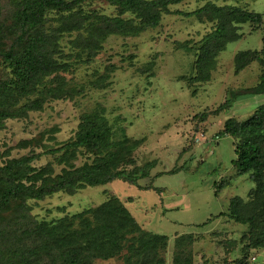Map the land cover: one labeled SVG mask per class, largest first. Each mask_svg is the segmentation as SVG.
Segmentation results:
<instances>
[{
	"label": "rangeland",
	"instance_id": "rangeland-1",
	"mask_svg": "<svg viewBox=\"0 0 264 264\" xmlns=\"http://www.w3.org/2000/svg\"><path fill=\"white\" fill-rule=\"evenodd\" d=\"M209 1L254 10L264 19V0H184L170 6L156 27L136 36H109L91 59L73 43L81 33L88 36V30L65 32L59 38L56 58L66 67L42 77L32 95L14 94L7 101L10 95H2L3 90L14 85L17 78L12 62L0 56V109L21 113L0 118V165L41 153L33 164L40 167L52 163L59 173L63 165L46 151L72 138L82 116L99 107L105 108L104 115L118 137L125 131L132 139H142L133 152L137 165L156 161L150 176L140 179L139 185L152 184L160 191L122 179L86 186L73 194L61 190L24 201L31 221H57L118 196L144 229L169 237L160 251L162 264H264V247L253 245L264 232L260 227L264 220L255 228L227 215L219 216L229 212L233 197L248 199L256 186L251 174H239L234 164L235 137L220 132L227 118L245 120L264 103L263 93L243 95L259 84L262 64L253 61L239 72L235 68L239 51L262 48L264 23L243 24L242 38L228 43L219 53L210 80L196 81L200 41L217 22L176 11H193ZM16 10L0 0V53L9 49L18 34ZM74 10L111 16L120 13L106 0H87ZM46 15L48 30H58L70 21L68 11L50 10ZM107 72L109 78L105 80ZM234 95L240 96L233 99L229 109L214 113ZM37 97L45 98L42 108L25 109ZM203 113L208 114L205 120L201 119ZM84 159L81 157L79 163ZM21 202L13 201L5 213L12 223ZM139 261L138 254L125 248L116 257L96 258L93 264Z\"/></svg>",
	"mask_w": 264,
	"mask_h": 264
},
{
	"label": "trees",
	"instance_id": "trees-1",
	"mask_svg": "<svg viewBox=\"0 0 264 264\" xmlns=\"http://www.w3.org/2000/svg\"><path fill=\"white\" fill-rule=\"evenodd\" d=\"M85 1L6 0L17 8L14 18L18 26V34L9 49L0 53L12 62L17 78L14 85H8L3 90L5 94L2 95H10L6 101L14 94L17 97L32 95L42 77L66 67V63L56 58L60 53L59 38L63 33L88 30V36L81 33L73 39V43L91 59L109 36H136L149 27H156L163 13L170 12V6L184 0H106L119 8L120 13L114 16L97 11L82 14L74 10ZM50 10L70 12V21L58 30H48L46 14ZM128 12L134 14L133 17H125ZM176 12L217 22L215 28L200 41L196 81L210 80L219 53L228 43L242 38L243 24L259 26L264 23L260 12L238 5H219L213 1L193 11ZM253 61H258L264 68V37L260 50H242L235 55L236 72ZM103 78L107 80L109 73ZM262 93L264 70L259 84L243 95ZM238 96L228 98L214 113L229 109ZM44 103L45 98L37 97L25 109H40ZM104 111V107H99L84 114L72 138L46 151L63 165L59 173L55 172L52 163L40 167L33 164L41 153L13 158L0 165V264H93L94 259L116 257L125 248L139 255V264L164 263L159 255L167 246L169 237L144 229L118 196L53 222L31 221L28 214V205L24 203L27 199H42L61 190L73 194L80 188L105 185L115 179L139 185L140 179L150 176L156 161L137 165L133 157L142 139H132L125 131L118 137V131L108 121ZM20 114L17 110L0 109V118L3 119ZM207 116L203 113L201 119L205 120ZM220 133L235 137L234 164L239 174L250 173L256 186L250 191L248 199L233 197L229 212L219 216L227 215L237 222L258 228L259 221L264 220V103L245 120L227 118ZM81 157L85 159L79 163ZM139 186L161 190L152 184ZM15 200L22 202L12 223L5 213ZM260 227L264 229V225ZM29 240L32 243H28ZM253 245L264 247V232L259 234Z\"/></svg>",
	"mask_w": 264,
	"mask_h": 264
},
{
	"label": "built area",
	"instance_id": "built-area-1",
	"mask_svg": "<svg viewBox=\"0 0 264 264\" xmlns=\"http://www.w3.org/2000/svg\"><path fill=\"white\" fill-rule=\"evenodd\" d=\"M253 259H255V257H253Z\"/></svg>",
	"mask_w": 264,
	"mask_h": 264
}]
</instances>
